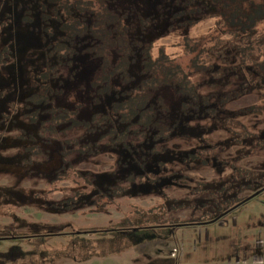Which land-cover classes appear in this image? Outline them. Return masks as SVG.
Instances as JSON below:
<instances>
[{
	"label": "trees",
	"instance_id": "16d2710c",
	"mask_svg": "<svg viewBox=\"0 0 264 264\" xmlns=\"http://www.w3.org/2000/svg\"><path fill=\"white\" fill-rule=\"evenodd\" d=\"M200 26L207 33L199 37ZM17 31L37 35L38 41L22 49ZM170 35L179 41L170 44ZM164 88L178 101L174 108ZM254 91L264 92V0H0V148L6 141L17 143L22 155L12 166L23 168L24 175L60 157L50 183L71 179L75 194L60 202L64 210L75 206L77 196L90 201L99 194L111 203L118 194L77 168L83 159L114 154L118 167H125L121 177L151 181L156 175L160 181L172 176L160 177L158 156L167 152V141L194 138L199 129L209 133L223 119L237 125L239 116L264 115L263 99L228 110L227 117L225 102ZM204 119L210 125L202 126ZM196 154L190 151L189 159ZM19 191L15 209L3 193L0 213L12 215L29 203L62 209L38 191Z\"/></svg>",
	"mask_w": 264,
	"mask_h": 264
},
{
	"label": "rangeland",
	"instance_id": "374dc122",
	"mask_svg": "<svg viewBox=\"0 0 264 264\" xmlns=\"http://www.w3.org/2000/svg\"><path fill=\"white\" fill-rule=\"evenodd\" d=\"M206 33V26L195 30L199 37ZM14 38L24 41L22 49L29 41H38L37 35L18 31ZM170 41L177 43L179 38L170 35ZM161 93L173 108L178 105L170 89ZM263 99L264 92L254 91L225 102L224 109L228 117V110L245 109ZM237 121L226 125L223 119L209 133L199 129L205 139L197 130L194 138L167 141V152L158 156L163 162L160 177L172 176L160 181L156 175L149 176L151 181L146 176L121 177L125 167H118L114 154L83 159L77 168L88 170L97 183L104 181L102 189L118 194L111 203L99 194L90 201L77 196L70 210L60 202L73 199L74 182L50 183L51 171L62 164L60 157L24 175L23 168L12 166L21 149L6 141L0 148V200L5 193L6 203L15 209L19 190H33L62 209L29 203L12 215L0 213V264L16 260L18 264H264V258L247 257L248 251L255 254L259 248L264 253V115L239 116ZM207 123L209 119L200 121L202 126ZM241 136L253 138L244 143ZM157 147L160 150L163 144ZM190 151L197 153L196 159H189ZM241 173L248 179L232 178ZM247 197V202L225 213L233 202ZM222 211L225 214L214 221ZM191 220L200 224L186 225Z\"/></svg>",
	"mask_w": 264,
	"mask_h": 264
},
{
	"label": "crops",
	"instance_id": "0c3cea01",
	"mask_svg": "<svg viewBox=\"0 0 264 264\" xmlns=\"http://www.w3.org/2000/svg\"><path fill=\"white\" fill-rule=\"evenodd\" d=\"M253 252H255V254H253L252 252H247V257H251V258H258V259H262V258H264V253H263V251H261L260 250V248L259 249H256L255 251H253ZM262 252V253H261ZM255 256V257H254ZM231 257H234L233 255L231 256Z\"/></svg>",
	"mask_w": 264,
	"mask_h": 264
}]
</instances>
